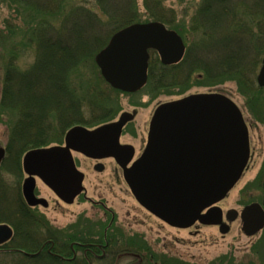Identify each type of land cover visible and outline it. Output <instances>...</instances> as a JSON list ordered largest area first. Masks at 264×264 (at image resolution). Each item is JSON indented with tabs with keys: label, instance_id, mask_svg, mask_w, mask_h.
Masks as SVG:
<instances>
[{
	"label": "trees",
	"instance_id": "trees-1",
	"mask_svg": "<svg viewBox=\"0 0 264 264\" xmlns=\"http://www.w3.org/2000/svg\"><path fill=\"white\" fill-rule=\"evenodd\" d=\"M7 1L20 5L23 17H27L23 40L16 45H22L19 51L33 45L34 60L28 69L17 70L14 47L4 66L0 108L6 111L0 114L9 111L16 118L10 123L0 170L9 164L10 173L18 177L21 158L27 150L60 143L72 126H94L113 116L111 97L99 87L104 80L99 77L95 84L77 70L88 65L112 32L134 22L158 20L188 43L182 59L169 66L159 62L155 51H149L147 83L152 89L168 85L183 88L192 71H198L202 80L214 83H218V78L233 76L242 91L256 94V108L263 115L259 121L264 125V87L253 81L254 66L264 52V0H199L184 32L178 30L183 27L175 24L173 10L163 5L164 0H141L144 18L137 11L135 0H95L98 11L69 3L70 0ZM246 189L264 192V166ZM255 201L264 208L263 197ZM18 208L10 222L0 206V222L10 223L14 230L12 238L0 245V264H52L50 256H26L16 251L35 249V226L28 219L24 221L25 212ZM29 227L33 231L26 233ZM11 256L13 259L7 261ZM175 264L187 263L175 260Z\"/></svg>",
	"mask_w": 264,
	"mask_h": 264
},
{
	"label": "water",
	"instance_id": "water-1",
	"mask_svg": "<svg viewBox=\"0 0 264 264\" xmlns=\"http://www.w3.org/2000/svg\"><path fill=\"white\" fill-rule=\"evenodd\" d=\"M149 49L164 65L177 63L184 52L181 37L157 21L133 23L113 32L94 56L102 78L112 88L134 92L146 82ZM256 83L264 87V54ZM147 141L140 156L126 167L132 146L121 145L118 137L127 112L94 129L73 126L63 145L36 148L23 157L29 177L22 185L27 204L45 203L33 194L34 178L65 201L80 190L82 175L74 168L71 151L93 158L113 157L123 168V177L138 203L167 225L188 228L193 223L218 225L222 210L216 204L239 179L249 154L248 131L238 106L219 93H196L159 104L152 112ZM0 149V160L4 151ZM230 208L227 221L239 216L241 232L252 236L264 226V210L257 202ZM8 225L0 224V243L9 239Z\"/></svg>",
	"mask_w": 264,
	"mask_h": 264
},
{
	"label": "rangeland",
	"instance_id": "rangeland-1",
	"mask_svg": "<svg viewBox=\"0 0 264 264\" xmlns=\"http://www.w3.org/2000/svg\"><path fill=\"white\" fill-rule=\"evenodd\" d=\"M135 1L139 9L137 11H139L142 18H144L142 1ZM69 3L84 5L90 10L98 11L95 0H70ZM198 3L199 0H164L163 5L173 10L175 24L177 23L179 26L183 27L178 30L184 32L190 20L189 18H191ZM23 12L20 5L9 3L7 0H0V38L4 39V41H0V89L2 88L4 66L6 65V60L12 48L15 47V52L17 53L14 58V65L17 70H26L34 60L33 45L28 44L21 51L19 50L22 45H16L23 40V26L27 19V17H23ZM141 20L143 21V19ZM51 21L55 23L53 18H51ZM144 22H147V20ZM166 27L170 28L167 25ZM187 44L188 43L185 45ZM262 55L263 54L259 55V62L254 66L255 74L253 76V81L255 84V76L261 64ZM94 56L88 65L80 67L77 71L81 72L84 77L91 78L96 84L98 78L102 77L101 75L99 76L100 72L94 62ZM198 73V71H192L191 74L188 75L190 80L183 88H179L177 85H168L163 88L152 89L151 84L149 85L146 83L136 93L127 94L114 88L110 90V85L105 81L104 83H99L100 86H98L105 91L103 93L111 97V105H113L112 119L117 117V114L122 111H130L135 108L136 116L131 124L135 127L136 132L142 135V141L146 139L152 112L156 106L164 101H172L189 94L204 92L220 93L232 99L239 107L238 109L241 110L248 127L249 154L241 176L228 190L224 199L219 201L218 206L222 209L223 213L230 208L239 211L249 202L255 201V199L259 200L261 197L264 198V192L246 189L248 186H251L256 176H258L260 168L264 166V125L259 121L260 117L263 115L256 108L257 103L255 101L256 98H254L256 94L249 90L242 91L233 76L218 78V83H214L213 81L202 80V78L197 75ZM179 89H181L182 92H179ZM2 110L6 111V109L0 108V113ZM84 114L86 118H88L89 114H87V112ZM15 118L16 115L9 111L0 114V145L7 142L10 123ZM61 138L60 144L63 142V136ZM124 139L128 138L122 137V140ZM134 143H136L137 146H141L138 145L137 140L134 141ZM137 146L136 149L138 148ZM24 175V173H21L20 176L16 177L6 169L0 170V187L2 190L0 191L3 194V196H1L0 193V206L4 207V204L9 202L12 204L10 205L11 207H17L18 202H16V199L18 189L21 187ZM36 186H38L37 190H39V194L49 201L46 208L43 209V207H39V209L44 211L50 219H53L52 217L54 216H58L59 222L65 223L68 219L72 218V214L76 216L78 213L89 215L93 212L90 211L88 203L78 201L68 209L62 210L61 215H56L53 213L51 207V192L44 190L46 187L43 185V182L36 181ZM239 220L240 219L237 217L233 221L226 222L227 230L223 233L219 231L216 225H203L200 223H194V225L188 228H168L166 226H161L157 222L151 225H134L132 227L135 229L139 227V230H144V228L147 229L148 232L146 230V233L143 231L145 233V239L153 244L154 252L155 255L158 256V259L163 260L164 258L167 260L165 262L168 264H175V260L183 261L187 264H252L251 262L254 264H264V228L255 235L245 236L241 232ZM36 241L37 240L34 239L33 243H36ZM163 255L168 256L169 259H166ZM11 259H13L12 256L11 258H6L7 261H11Z\"/></svg>",
	"mask_w": 264,
	"mask_h": 264
},
{
	"label": "flooded vegetation",
	"instance_id": "flooded-vegetation-1",
	"mask_svg": "<svg viewBox=\"0 0 264 264\" xmlns=\"http://www.w3.org/2000/svg\"><path fill=\"white\" fill-rule=\"evenodd\" d=\"M125 111L130 113L131 117L129 121L123 124L118 142L121 145L132 146L131 160L125 165L128 167L143 150L146 139L142 141V135L136 132L135 127L131 124L136 116L135 108ZM117 118L114 119L116 120ZM114 119L108 122L114 121ZM93 128L90 127L88 129ZM122 137H127L128 139L122 140ZM136 140L138 145L141 146H137L134 143ZM136 146L138 147L137 149ZM0 149L4 151L0 161L1 164L6 155V144L0 145ZM71 154L74 168L82 174L80 190L74 199L70 202L65 201L43 184L46 187L44 190L52 194L51 207L56 215H61L62 210L68 209L78 201L88 203L90 211L93 212L89 215L78 213L76 216L72 214V218L65 223L59 222L58 216L50 219L44 211L39 209V207L46 208L49 201L39 194L36 181H41L39 178L34 177V195L45 200V203H38L33 206L27 205L22 198L21 187H19L16 199V202H18L17 207H11L10 205L12 204L9 202L4 204V209L10 222L15 217V213L19 212V206L25 212L23 215L24 221L28 219V222L35 226L34 231H25L26 233L33 231L37 240L34 243V251L27 253H31L33 256H50L52 264L166 263L165 261L167 260L164 258L163 260L154 259V246L144 236L147 229L139 230V227L135 229L132 226H145L157 222L163 227H172L150 213L143 206H140L123 178L121 165L112 157L93 158L78 152H71ZM6 170L10 172L9 164ZM21 173L25 174L22 180L24 182L28 175L22 170L19 175ZM8 225L13 230L12 225L10 223Z\"/></svg>",
	"mask_w": 264,
	"mask_h": 264
},
{
	"label": "bare ground",
	"instance_id": "bare-ground-1",
	"mask_svg": "<svg viewBox=\"0 0 264 264\" xmlns=\"http://www.w3.org/2000/svg\"><path fill=\"white\" fill-rule=\"evenodd\" d=\"M28 229L32 230L30 227Z\"/></svg>",
	"mask_w": 264,
	"mask_h": 264
}]
</instances>
